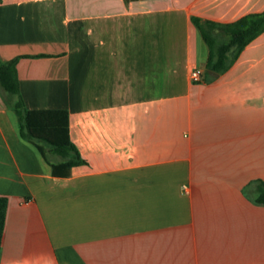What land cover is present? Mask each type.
Returning <instances> with one entry per match:
<instances>
[{"label": "crops", "instance_id": "0c3cea01", "mask_svg": "<svg viewBox=\"0 0 264 264\" xmlns=\"http://www.w3.org/2000/svg\"><path fill=\"white\" fill-rule=\"evenodd\" d=\"M262 11L264 0H0V62L19 58L27 109L69 112L86 160L54 176L21 136L19 95L0 88V264H264V33L215 76L192 21Z\"/></svg>", "mask_w": 264, "mask_h": 264}, {"label": "trees", "instance_id": "16d2710c", "mask_svg": "<svg viewBox=\"0 0 264 264\" xmlns=\"http://www.w3.org/2000/svg\"><path fill=\"white\" fill-rule=\"evenodd\" d=\"M130 1V0H126ZM209 47L206 73L222 74L238 59L241 52L253 40L264 33V11L248 14L231 23H219L198 17L192 19ZM19 58L0 62V88L19 95L14 106L20 133L24 140L35 145L50 163L54 176H70L74 166L86 164L70 137L69 112L66 109L26 108L21 97L17 64ZM49 153L61 157L62 162L50 161ZM258 204L264 205V181L258 182ZM9 199L0 196V259L5 233Z\"/></svg>", "mask_w": 264, "mask_h": 264}, {"label": "built area", "instance_id": "2783aa9c", "mask_svg": "<svg viewBox=\"0 0 264 264\" xmlns=\"http://www.w3.org/2000/svg\"><path fill=\"white\" fill-rule=\"evenodd\" d=\"M201 76H202V71L200 69H195L191 73V77H192L193 81H200ZM186 189H187V187L184 186V190H186Z\"/></svg>", "mask_w": 264, "mask_h": 264}, {"label": "water", "instance_id": "95a60500", "mask_svg": "<svg viewBox=\"0 0 264 264\" xmlns=\"http://www.w3.org/2000/svg\"><path fill=\"white\" fill-rule=\"evenodd\" d=\"M210 73H211L212 75H215V76H218V75H219L218 73L213 72V71H210Z\"/></svg>", "mask_w": 264, "mask_h": 264}]
</instances>
